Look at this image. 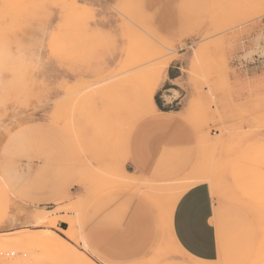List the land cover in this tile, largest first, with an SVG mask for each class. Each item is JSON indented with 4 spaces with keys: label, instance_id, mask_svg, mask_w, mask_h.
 I'll return each instance as SVG.
<instances>
[{
    "label": "rangeland",
    "instance_id": "1",
    "mask_svg": "<svg viewBox=\"0 0 264 264\" xmlns=\"http://www.w3.org/2000/svg\"><path fill=\"white\" fill-rule=\"evenodd\" d=\"M48 25L46 54L29 49L24 40ZM2 40L22 45L9 52L8 89L34 82L36 98L0 108V264H125L98 256L85 224L117 223L131 199H144V228L148 213L154 227L137 264H264V0H0ZM170 65L196 143L166 150L142 181L125 172L128 141ZM192 179L216 203L213 261L169 235Z\"/></svg>",
    "mask_w": 264,
    "mask_h": 264
},
{
    "label": "crops",
    "instance_id": "2",
    "mask_svg": "<svg viewBox=\"0 0 264 264\" xmlns=\"http://www.w3.org/2000/svg\"><path fill=\"white\" fill-rule=\"evenodd\" d=\"M174 67L178 69L172 65L167 69L166 86L162 88V93L160 89L158 95L153 96V112L141 119L129 137L125 172L142 181L145 176L152 175L161 155L168 153L166 150H173L174 154L180 151L182 155V151L192 149L196 143L195 133L184 119L188 106L183 98L186 94L177 87L176 81L180 79V74ZM170 91H176L178 95L174 96ZM167 97L171 99L167 100ZM122 205L124 206L123 201ZM192 206L203 221L199 230L195 235L191 233L184 219V210L181 218H176L175 204L168 218L169 235L186 255L197 260H216L219 254L216 203L206 181L197 183ZM124 207L128 209L120 217L118 224L112 220H105L102 224L95 221L86 223V239L92 250L106 260L137 264L152 241V217L150 213L147 214L148 227L145 229L144 199H131ZM62 224L66 225L67 222L62 221L59 225ZM256 258L259 259L258 256ZM246 259L250 260H245L248 264H256L258 261L254 262L253 255H248Z\"/></svg>",
    "mask_w": 264,
    "mask_h": 264
},
{
    "label": "snow or ice",
    "instance_id": "3",
    "mask_svg": "<svg viewBox=\"0 0 264 264\" xmlns=\"http://www.w3.org/2000/svg\"><path fill=\"white\" fill-rule=\"evenodd\" d=\"M52 7H59V5H53ZM47 29H49V25L46 26V28L38 27L28 38L24 40L27 47L36 51H45L46 54V50L42 47L46 37L41 36V32L46 31ZM11 44H14L15 48L13 49L10 47L9 52L11 55L15 56V53L21 51L22 45L20 42H11ZM262 55H264V53H262ZM188 71L189 69L187 63H185V79L187 78ZM166 81L167 77L162 71L160 80L157 81L156 87L152 90L153 95H158L159 90L166 86ZM16 84L17 76L13 68L11 66L0 68V85L5 86L3 90H0V108L17 110L18 107H26L36 98L34 82H29L19 92H13L8 89V86H15ZM197 183V180L192 179L187 186V190L180 193L175 201L176 218L179 220L181 218L182 210H184V219L186 220V223L193 235H195L203 223L192 206L196 197ZM212 223H214V221H212Z\"/></svg>",
    "mask_w": 264,
    "mask_h": 264
},
{
    "label": "bare ground",
    "instance_id": "4",
    "mask_svg": "<svg viewBox=\"0 0 264 264\" xmlns=\"http://www.w3.org/2000/svg\"><path fill=\"white\" fill-rule=\"evenodd\" d=\"M46 214H47V213H46ZM46 214H45V213H43V214H42V213L38 214L39 216H37V219H38V220L46 221V220H47L46 218L48 217ZM70 224H71V223H70ZM73 226H74V225H73ZM71 228H72V226H71ZM71 228H69V229L71 230ZM67 230H68V229H67ZM72 231H74V230H71V231H70L71 234H73ZM50 237H51V239H52V242L55 244L54 246H56V245L59 244V243H61V244H63V245L66 244V243L64 244V242L61 240V238L58 237L57 235H55L54 233H51V234H50ZM39 240H40V239H39ZM44 240H45V239H44ZM41 241H43V240H41ZM45 241H46V240H45ZM39 242H40V241H39ZM46 242H47V241H46ZM52 242H50V243H52ZM45 244H46V243H45ZM43 245H44V244H43ZM43 245H42V246H43ZM51 245H53V244H51ZM45 246H46V245H45ZM65 246H67V245H65ZM43 247H44V246H43ZM60 247H61V245H60ZM68 247H69V246H68ZM68 247H67V250L65 249V251L67 252V251H70V250H71V251H70V254H72V253H71V252H72V249H69ZM47 248H48V247H47ZM56 248H57V246H56ZM64 248H66V247H64ZM54 249H55V247H54ZM54 249H53V250H54ZM68 249H69V250H68ZM48 250H49V248H48ZM55 250H56V249H55ZM55 250H54V251H55ZM62 250H63V249H62ZM74 250H75V249H74ZM54 251H53V252H54ZM73 253H74L73 255L78 254V253H76V251H75V252L73 251ZM75 253H76V254H75ZM7 254H8V253H7ZM8 256H10V255H8ZM5 257H6V256H5ZM67 257H68V256H67ZM75 257H76V256H75ZM80 257H81V256H80ZM84 257H85V256H84ZM12 258H13V257H12ZM12 258L9 257V258L6 260V262H7V261H11ZM76 258H77V257H76ZM77 259H78V258H77ZM83 263H84V262H83ZM89 263H90V262H89ZM90 264H91V263H90Z\"/></svg>",
    "mask_w": 264,
    "mask_h": 264
},
{
    "label": "clouds",
    "instance_id": "5",
    "mask_svg": "<svg viewBox=\"0 0 264 264\" xmlns=\"http://www.w3.org/2000/svg\"><path fill=\"white\" fill-rule=\"evenodd\" d=\"M9 59V42L2 40L0 41V66L8 67Z\"/></svg>",
    "mask_w": 264,
    "mask_h": 264
}]
</instances>
